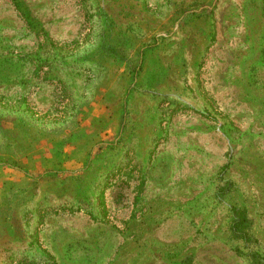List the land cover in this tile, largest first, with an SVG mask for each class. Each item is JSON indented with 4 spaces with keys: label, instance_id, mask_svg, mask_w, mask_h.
<instances>
[{
    "label": "rangeland",
    "instance_id": "rangeland-1",
    "mask_svg": "<svg viewBox=\"0 0 264 264\" xmlns=\"http://www.w3.org/2000/svg\"><path fill=\"white\" fill-rule=\"evenodd\" d=\"M0 264H264V0H0Z\"/></svg>",
    "mask_w": 264,
    "mask_h": 264
}]
</instances>
